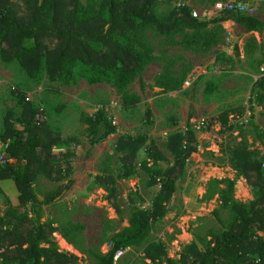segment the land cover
I'll return each instance as SVG.
<instances>
[{"label":"rangeland","instance_id":"obj_1","mask_svg":"<svg viewBox=\"0 0 264 264\" xmlns=\"http://www.w3.org/2000/svg\"><path fill=\"white\" fill-rule=\"evenodd\" d=\"M229 1L243 15L264 22V0H159L155 13L164 18L186 4L192 7L194 17L209 21L208 28L213 29L212 21L223 11L216 4ZM221 26L222 43L206 52L183 46L181 41L190 32L188 29L169 37L150 28L146 39L156 60L128 86L127 92L140 98L129 109L123 107L122 94L108 83L91 85L82 78L71 84L60 79L53 81L44 62L37 71L30 72L18 59L7 60L0 49V169L4 165L1 156L5 147V120L11 117L15 128H23L20 118L24 103L46 111L49 126L65 141L52 147L54 153L75 152L67 178L56 181L43 173L38 175L33 186L42 204L28 205L31 218L35 219L39 212L43 221L59 227L51 240L60 251L77 255L82 264H98V257L111 250L113 237L129 225L132 212L152 207L161 182L153 184L151 173L174 166L180 146L174 136L188 130L195 134L198 151L185 163L166 215L154 224L142 245L123 250L114 259L115 264H168L165 256L183 264L179 261L188 245L196 243L205 248L213 243L212 233L219 234L226 228L231 209L222 207L220 194L203 199L210 179H235L232 197L245 203L255 199V190L234 166L233 150L244 141L248 151L258 156L264 154V107L253 93L264 65V31L247 32L244 25L234 20L223 21ZM228 33L230 42L226 40ZM252 36L258 43L250 50L248 43ZM169 64L179 76L188 72L182 88L176 91H167L156 83V77ZM227 105L244 106L246 111L243 116L228 115L232 130L226 132L221 115ZM100 110L117 130L104 141L91 145L92 133L81 116H93ZM103 130L101 126L99 134ZM123 136L140 137L139 146L130 156L125 153L128 150L117 149ZM152 144L157 153L150 151ZM69 180L73 184L62 199L44 202ZM219 187L226 188V184ZM2 189L0 217L17 204L18 196L11 181H4ZM215 210H219L221 221ZM78 222L84 225V230L79 246L75 247L61 230ZM149 246L155 250L164 248L166 255L160 260H150ZM0 264H4L1 257Z\"/></svg>","mask_w":264,"mask_h":264},{"label":"trees","instance_id":"obj_2","mask_svg":"<svg viewBox=\"0 0 264 264\" xmlns=\"http://www.w3.org/2000/svg\"><path fill=\"white\" fill-rule=\"evenodd\" d=\"M215 2L216 0H210ZM159 0H0V49L7 60L18 59L30 72L37 71L45 63L50 79H60L64 84L85 79L89 84L108 83L122 94L123 107L129 109L140 101L138 96L127 92L128 86L141 77L148 64L156 60L152 46L147 42L146 32L156 28L160 34L173 35L184 32L182 44L187 49L209 51L221 42V23L234 20L245 26L247 32L264 31V22L253 16H246L233 8L223 10L212 21L214 28H208L209 21L194 17L189 5L176 7L166 17L155 13ZM257 39L252 36L248 48L253 50ZM264 61V60H263ZM172 64L156 77V83L167 91L182 88L187 71L177 75ZM253 93L259 105L264 107V76L253 86ZM25 102V101H24ZM244 106L227 105L221 115L226 132L228 115L245 114ZM151 119V115H148ZM23 128H15L11 117L5 120L3 142L8 145L9 155L0 169V188L4 181H11L17 189V204L0 217V257L4 264H82L78 256L60 251L51 240L59 230L53 222L43 221L42 214L29 216L28 205L42 204L33 186L39 174L59 181L72 171L71 158L74 151L54 153L52 147L64 143L61 136L48 124L46 111L24 103ZM83 122L92 133L91 145L107 139L117 130L108 121L103 110L95 115L82 114ZM104 127L101 134L100 127ZM180 143L173 167L166 171L153 170V184L161 182L150 209H135L129 225L112 239L111 250L98 257V264H115L117 251L142 245L149 237L154 224L167 211L175 183L181 177L188 158L198 151L195 134L188 130L176 134ZM185 140V144H183ZM140 144V137L123 136L118 150L127 156ZM158 152L152 144L150 151ZM124 154V155H126ZM234 166L255 190L256 197L250 203L232 197L235 179H210L204 200L221 195L222 207L231 209L226 228L213 234V243L200 248L196 243L188 245L179 262L183 264H264V154L248 151L244 141L233 150ZM226 184V188L219 185ZM73 181L69 180L49 194L44 202L55 203L62 199ZM112 188V183H111ZM4 192V191H3ZM114 189L112 188V194ZM116 204L115 202H113ZM214 214L221 221L219 210ZM84 225L71 223L61 230L62 235L75 247L79 246ZM49 243V246L42 244ZM165 249L147 248L150 260H160ZM168 264H178L166 257Z\"/></svg>","mask_w":264,"mask_h":264},{"label":"built area","instance_id":"obj_3","mask_svg":"<svg viewBox=\"0 0 264 264\" xmlns=\"http://www.w3.org/2000/svg\"><path fill=\"white\" fill-rule=\"evenodd\" d=\"M233 3H234L233 1H229V2H227V3H224V2H218V3L216 4V8H217L218 10H231V9H233L234 6H235ZM239 8H242L241 5L239 6ZM226 40H227L228 42L231 41V35H230L229 33H228V35H227V37H226ZM260 70H261V75H260V76H264V65L261 66ZM7 148H8V145H5L3 155L1 156V162H2V164H5L6 161H7V159L9 158V155H8V153L6 152V149H7ZM122 252H123V250H119V251H117L116 254H115L114 259H118L119 256L122 254Z\"/></svg>","mask_w":264,"mask_h":264}]
</instances>
